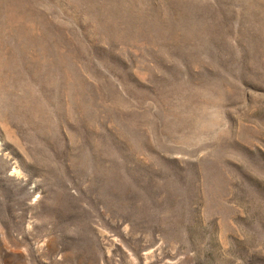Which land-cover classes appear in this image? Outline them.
<instances>
[{
	"label": "rangeland",
	"instance_id": "1",
	"mask_svg": "<svg viewBox=\"0 0 264 264\" xmlns=\"http://www.w3.org/2000/svg\"><path fill=\"white\" fill-rule=\"evenodd\" d=\"M0 264H264V0H0Z\"/></svg>",
	"mask_w": 264,
	"mask_h": 264
}]
</instances>
